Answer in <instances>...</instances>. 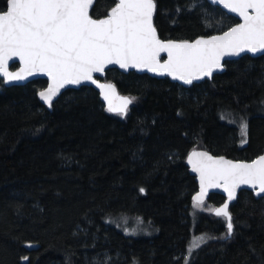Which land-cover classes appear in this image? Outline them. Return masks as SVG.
I'll list each match as a JSON object with an SVG mask.
<instances>
[{
	"label": "trees",
	"instance_id": "16d2710c",
	"mask_svg": "<svg viewBox=\"0 0 264 264\" xmlns=\"http://www.w3.org/2000/svg\"><path fill=\"white\" fill-rule=\"evenodd\" d=\"M156 2L162 40L239 23L208 0ZM111 6L96 0L90 15L104 18ZM103 81L136 98L127 116L109 113L93 87L68 89L49 107L39 99L46 80L0 85V264H264V198L247 190L229 204L234 236L208 239L188 256L196 237H223L226 222L195 215L199 185L186 166L193 148L234 161L264 153V55L226 62L225 72L190 87L133 71L109 70ZM225 202L212 194L204 204ZM137 218L151 223V237L108 224Z\"/></svg>",
	"mask_w": 264,
	"mask_h": 264
},
{
	"label": "snow or ice",
	"instance_id": "6c2138e0",
	"mask_svg": "<svg viewBox=\"0 0 264 264\" xmlns=\"http://www.w3.org/2000/svg\"><path fill=\"white\" fill-rule=\"evenodd\" d=\"M211 3L222 5L242 22L220 35L162 40L154 24L156 0H112L104 18L90 15L94 0H6L5 7L0 8V77H3L0 85L45 75L50 83L39 96L51 107L53 98L66 85L90 83L100 90L109 113L125 117L136 98L119 97L114 84L100 83L95 78V74H104L110 65H118L125 71L136 69L170 76L184 85H192L222 70L221 61L226 56L264 53V0H211ZM182 10L177 6L176 13ZM161 53H167L163 62ZM14 58L19 60L20 67L19 71L11 72L9 61ZM260 103L264 104V100ZM239 127L243 145L248 143L249 135V124L243 117ZM187 164L199 179L194 207L203 208L212 188H222L228 200L213 210L216 217L226 222L225 235L200 237L195 245H189L191 257L201 242L234 236L229 203L236 199L237 189L247 186L257 197L264 198V155L251 162L233 161L193 148ZM139 191L144 193L145 189L141 187ZM110 259L93 260L91 264H108Z\"/></svg>",
	"mask_w": 264,
	"mask_h": 264
},
{
	"label": "water",
	"instance_id": "95a60500",
	"mask_svg": "<svg viewBox=\"0 0 264 264\" xmlns=\"http://www.w3.org/2000/svg\"><path fill=\"white\" fill-rule=\"evenodd\" d=\"M95 1H96V0H94V4H95ZM208 1L211 3V0H208ZM94 4H93V7H94ZM211 4H212V3H211ZM212 5H215V4H212ZM215 6L220 7V8H221L224 12H226L228 15H231V16L235 17L239 22H242L241 18H240L238 15H236L235 13H230V12H228V10H227V9H224L222 5H215ZM91 10H92V9H90V13H91ZM219 35H220V34H219ZM263 55H264V53H256V54H252V53L245 52V53H241L240 56H226V57H224V59L221 61L222 65H223L222 70H217V71L213 72L212 78H207V77H205L203 80H200V81H194L193 84H195V83H200V82H203V81H205V80H209V81H211L215 75H218V74H221V73L225 72V70H226V62L240 60L241 58H243V57H245V56H249V57H252V58H258V57H261V56H263ZM160 59H161V62L165 61V60L167 59V53H161V57H160ZM14 63H18V64H19V67H20L19 60L16 59V58H14L13 60L9 61V71H11V70H10L11 65L14 64ZM109 70H118V71H120V72H122V73H129V72H132V71H133V72H137V73H139V74H147V75H149V76H151V77H154V78H157V79H169V80H171L172 82H175V83H177V84H179V85H181V86H183V87H190V86H191V85H184V84H182V82H180V81H175V80H173L170 76H160V75H156V74H154V73H152V72H148V71H137L136 69H129V70L125 71V70H123V69H120L118 65H110L109 68L106 69V71H105L104 74H99V73L95 74V78H97V79L99 80L100 83H106V82L103 81V78L105 77L106 72L109 71ZM16 71H19V68H18ZM16 71H11V72H16ZM0 79H3V77H0ZM38 79L46 80V81H47V87H48V84L50 83V81L48 80V77L45 76V75H35V76H30V77H28L26 80H23V81H15V82H12V83H10V84H5V86H6V87L24 86V85H27V84H29V83L35 81V80H38ZM193 84H192V85H193ZM47 87H46L44 90H42V91H46V90H47ZM82 87H93V88H94V89L100 94V90H99L98 88H96L95 85L90 84V83L81 84V85H79V86H77V85H66L64 88H62V89L60 90L59 94L56 95V96L53 98L52 103L55 102L56 100H58V99L62 96V94H63L65 91H67L68 89H80V88H82ZM115 88H116V93H117V95L119 96V95H120V94H119V91H118V89H117L116 86H115ZM39 99H40V96H39ZM101 99H102L104 105L107 107V102H105V101L103 100L102 96H101ZM40 101H41L45 106H48L43 100L40 99ZM116 102L118 103V101H116ZM197 151H206V150H201V149H200V150H197ZM209 154H210V155H213L211 152H209ZM262 155H264V153H263ZM213 156H216V155H213ZM224 157H225V156H224ZM225 158H226V159H229V158H227V157H225ZM257 158H258V157H257ZM255 159H256V158H255ZM230 160H231V159H230ZM233 161H234V160H233ZM246 162H251V161H246ZM186 166H187L188 169H189V173H190V175L196 178V181L198 182V185H199V179H198V177H197V174H196V173H193V172L191 171V166L187 164V159H186ZM246 190H247V191L254 192L253 189L248 188L247 186H242L241 188L237 189L236 199L238 198V195H239L242 191H246ZM198 192H199V191H198ZM198 192H197V193H198ZM212 194L223 195L225 198H227V194L223 191L222 188H212V189H209V190H208V195L205 197V201L208 200L209 197H210ZM254 194H255V192H254ZM196 195H197V194H196ZM255 196H256V195H255ZM256 197H257V196H256ZM257 198H261V197H257ZM236 199L232 200L230 203L234 202ZM227 202H228V200H227ZM230 203H229V204H230Z\"/></svg>",
	"mask_w": 264,
	"mask_h": 264
},
{
	"label": "rangeland",
	"instance_id": "374dc122",
	"mask_svg": "<svg viewBox=\"0 0 264 264\" xmlns=\"http://www.w3.org/2000/svg\"><path fill=\"white\" fill-rule=\"evenodd\" d=\"M119 97H123V96L119 95ZM261 116H264V104L262 106ZM243 145H245V144H243ZM193 210L195 212V215L198 214V213L214 214L213 208L210 205H206V204H204L202 209L193 207ZM139 219L143 220L142 218H139ZM108 224L116 227L117 229L121 230L124 234H126L128 236H130V235L128 233H126V232L137 233L139 230H143V233H144L145 237H151L150 236L151 235V229H150V226L148 225V224H151V223H149V222H147L145 220H144V224H143V223H139L138 221H134V220H128V219H117V220H114L113 219L112 222L108 221ZM196 239H197V242H199V237H196ZM201 244H202V242H201Z\"/></svg>",
	"mask_w": 264,
	"mask_h": 264
}]
</instances>
